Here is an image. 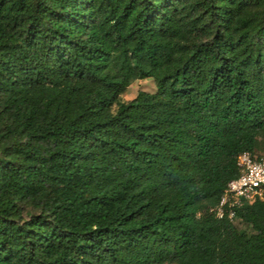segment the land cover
<instances>
[{
    "label": "trees",
    "instance_id": "1",
    "mask_svg": "<svg viewBox=\"0 0 264 264\" xmlns=\"http://www.w3.org/2000/svg\"><path fill=\"white\" fill-rule=\"evenodd\" d=\"M263 137L264 0H0V264H264Z\"/></svg>",
    "mask_w": 264,
    "mask_h": 264
},
{
    "label": "built area",
    "instance_id": "2",
    "mask_svg": "<svg viewBox=\"0 0 264 264\" xmlns=\"http://www.w3.org/2000/svg\"><path fill=\"white\" fill-rule=\"evenodd\" d=\"M239 174L229 180L215 205L206 210L215 218L234 221L236 210L246 202L264 196V153H240L237 159Z\"/></svg>",
    "mask_w": 264,
    "mask_h": 264
},
{
    "label": "rangeland",
    "instance_id": "3",
    "mask_svg": "<svg viewBox=\"0 0 264 264\" xmlns=\"http://www.w3.org/2000/svg\"><path fill=\"white\" fill-rule=\"evenodd\" d=\"M156 89V85L152 79H140V80H135L132 82L127 89L122 93V98L124 100H129L133 98L138 91H147V92H153ZM256 153L258 154H263L264 153V137L260 140L259 146L256 149ZM21 214L22 217L28 218L30 214H34L37 212L35 208L32 207L30 204L23 203L21 205ZM235 225L238 228H242L245 230H249L248 227H246L244 224L239 222L238 220H235Z\"/></svg>",
    "mask_w": 264,
    "mask_h": 264
}]
</instances>
